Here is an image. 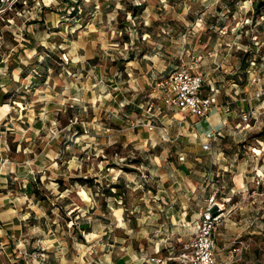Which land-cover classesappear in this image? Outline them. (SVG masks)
Here are the masks:
<instances>
[{"label": "rangeland", "instance_id": "rangeland-1", "mask_svg": "<svg viewBox=\"0 0 264 264\" xmlns=\"http://www.w3.org/2000/svg\"><path fill=\"white\" fill-rule=\"evenodd\" d=\"M142 2L133 18L126 6ZM253 14V0L0 6V264H180L212 196L217 246L227 236L222 261L264 264V7ZM195 59L207 82L218 76L219 105L229 107L212 152L156 99L155 82ZM236 90L252 100L231 112ZM77 176L96 186L72 185ZM118 177L127 205L106 197L104 209L96 192Z\"/></svg>", "mask_w": 264, "mask_h": 264}, {"label": "built area", "instance_id": "built-area-1", "mask_svg": "<svg viewBox=\"0 0 264 264\" xmlns=\"http://www.w3.org/2000/svg\"><path fill=\"white\" fill-rule=\"evenodd\" d=\"M18 0H0V6H13ZM5 7V8H4ZM198 60L191 63H182L170 75L155 83L156 99L160 100L166 108L181 115L182 119L190 116L208 118L213 108L219 107L217 93L203 94L205 76L198 70ZM216 92H218L216 90ZM257 97L261 94L257 92ZM154 103L149 104V109ZM228 111L229 107L225 106ZM149 130L155 127L150 121L145 124ZM225 125V123H223ZM223 127L207 132L201 142L204 151H211L213 142L222 135ZM183 160V157H180ZM215 196L209 200V206L191 225L192 232L188 241L183 242L178 251L176 260L180 264H230L218 259L216 253L215 235L221 225L222 214L215 209ZM154 261L159 259L152 258Z\"/></svg>", "mask_w": 264, "mask_h": 264}, {"label": "trees", "instance_id": "trees-1", "mask_svg": "<svg viewBox=\"0 0 264 264\" xmlns=\"http://www.w3.org/2000/svg\"><path fill=\"white\" fill-rule=\"evenodd\" d=\"M145 3L142 2L140 4H128L126 6V11L130 13V15L133 18H137L138 15H140L142 13V11L145 9ZM73 8V12L74 14L77 13V8L75 6H71ZM253 7H254V14L252 16V19L254 18L255 13L260 14L262 8L264 7V0H253ZM122 27H125L126 24L125 23H121ZM254 48H251L250 51H247L244 56H246V58L248 59L249 57H251L252 55L250 54H254ZM261 57V56H260ZM133 59V58H130ZM244 58L241 62V69H245V67L247 66V64L244 63ZM179 65L171 68L169 71H167L165 73V75L161 76L159 80L166 78L170 75V73L172 71H174ZM159 80H157L156 82H158ZM155 82V83H156ZM204 88V87H203ZM218 91V90H217ZM211 93H217V97H219V92H216V89L211 88L210 89V94ZM4 97L7 98L8 97V93L4 94ZM2 104H4L3 100L1 102ZM78 127V134L81 135L82 134V128L80 126ZM223 134L219 137H222ZM136 163H140V160H135ZM36 183L40 182L39 178H35ZM71 184L73 185L74 183H78L79 185L82 186H87V187H94L96 186V179L93 177H89V176H77L75 178H71L70 179ZM57 183L59 184V188L61 189V191L65 190V187H63V180H58ZM99 190L96 192L97 198H99V196L102 197V207H104V209H106L107 207V201L105 200L106 197L108 198H114L115 201H121L123 204H125V206L127 205V186L126 184L123 182L121 177L117 178L116 182H111L109 184H107V186H101V188H98ZM26 192H28V194L30 195H35L38 196L40 194V190L37 188V186L33 183V182H28L26 184V188H25ZM42 199V198H39ZM78 229H82V230H88L89 226L87 224H82L78 226Z\"/></svg>", "mask_w": 264, "mask_h": 264}, {"label": "crops", "instance_id": "crops-1", "mask_svg": "<svg viewBox=\"0 0 264 264\" xmlns=\"http://www.w3.org/2000/svg\"><path fill=\"white\" fill-rule=\"evenodd\" d=\"M25 78H26V76H25ZM217 78H218V76L215 75V79L213 80V82H211V81L207 82L206 78H205L204 88H203V94L204 95L210 94V89L211 88H214V89L218 90V92L220 93L222 85L218 83L219 80H217ZM205 87L207 88V92L206 93H204ZM238 93L239 92L237 90L234 91L235 95H238ZM230 96L234 99V100H232L233 101V105L231 106V108H232L231 112H234V110L236 108L240 109L241 111H243L244 109H246L248 107V104H250V101L252 100L251 97L248 98V97H245V96L242 97V96L238 95L239 97H237V98L235 97L234 98L232 94ZM166 109L169 110V111H173V110H171L169 108H166ZM212 110H213V114L212 115L209 114L208 118H200L198 116H190V117H188L186 119H182L181 115L179 114L180 115L179 121L180 122H184V123H187V122L191 121V123H193V125H192L193 128H196L197 132H200L201 134H204L203 135V139H204V136H205V134L207 132H209L211 130H214V129H218L220 127H223L224 126L223 123H225L226 120H227V117H229V114L226 113L227 111L225 110V105H220L219 107L213 108ZM202 123H204L206 126L203 127V128H198V125H200ZM169 129H171V127L169 128V126L166 125L164 129H161L159 131L160 136L163 139L165 137V141H167V138H168V135H169ZM218 138H220V137H218ZM218 138L213 142L212 150L214 148V145H216L218 143ZM200 146H201V144H200ZM212 150L210 152H212ZM205 152H207V151H205ZM195 221L196 220H193L192 223L194 224ZM10 223L11 222L3 223L2 226H5L6 229L9 230L10 226H7V225L10 224ZM189 224H190V222H189ZM191 232H192V228L190 226L188 238L186 240H184L183 242H186V241H188L190 239V237L192 235ZM224 232H226V231H223V233H218V235H221V237L218 238V240H220V243L218 244V246H217V238L215 237L216 253H217L218 259L221 260V261L222 260L224 261V259L221 258V253L226 252V247H228L227 244H226L227 236H226V234ZM219 246H220V248H218ZM8 260L9 261L4 263V264H9L11 259H8ZM19 261H20L19 264H26L27 263L26 260H24L23 258H20Z\"/></svg>", "mask_w": 264, "mask_h": 264}, {"label": "bare ground", "instance_id": "bare-ground-1", "mask_svg": "<svg viewBox=\"0 0 264 264\" xmlns=\"http://www.w3.org/2000/svg\"><path fill=\"white\" fill-rule=\"evenodd\" d=\"M255 151H257V150L255 149Z\"/></svg>", "mask_w": 264, "mask_h": 264}]
</instances>
